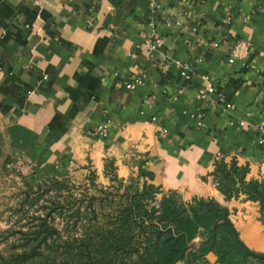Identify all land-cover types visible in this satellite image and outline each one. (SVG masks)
<instances>
[{"label": "crops", "instance_id": "crops-1", "mask_svg": "<svg viewBox=\"0 0 264 264\" xmlns=\"http://www.w3.org/2000/svg\"><path fill=\"white\" fill-rule=\"evenodd\" d=\"M150 22L160 48L132 56ZM184 65L193 66L188 77ZM133 73L144 81L128 89ZM203 73L216 90L200 98ZM263 106L264 0H0V119L13 154L43 173L90 167L103 183L108 158L126 178L142 167L162 191L216 200L259 253L261 203L241 190L226 195L217 163L246 181L264 179L256 143ZM105 116L112 126L98 137ZM174 264L224 263L210 250Z\"/></svg>", "mask_w": 264, "mask_h": 264}, {"label": "trees", "instance_id": "trees-1", "mask_svg": "<svg viewBox=\"0 0 264 264\" xmlns=\"http://www.w3.org/2000/svg\"><path fill=\"white\" fill-rule=\"evenodd\" d=\"M217 167L223 175L220 188L226 195L241 190L261 200L264 179L246 181L233 167L229 169L231 175L226 173L223 162ZM140 175L146 176L144 182L131 176L116 213L106 214V224L93 229L94 225L84 223L82 235L68 241V264H174L180 259L201 261L210 250L224 264H264V255H258L233 234L224 220L230 222L227 210L216 200L193 197L185 201L175 191H162L149 181L151 171L141 167ZM99 217L90 220L98 223ZM261 218L264 222V207ZM56 232L53 227L50 234ZM197 235L201 236L197 247L186 248ZM39 254L35 248L8 256L0 253V264H22Z\"/></svg>", "mask_w": 264, "mask_h": 264}, {"label": "rangeland", "instance_id": "rangeland-1", "mask_svg": "<svg viewBox=\"0 0 264 264\" xmlns=\"http://www.w3.org/2000/svg\"><path fill=\"white\" fill-rule=\"evenodd\" d=\"M0 132V253L41 252L22 264H68V241L82 235L84 223L93 229L106 224V214L116 213L131 176L141 183L146 179L139 172L119 176L110 158V183L94 181L97 174L90 167L81 173H43L29 157L13 154L2 119ZM95 215L98 223L90 220ZM53 227L57 232L51 235Z\"/></svg>", "mask_w": 264, "mask_h": 264}, {"label": "built area", "instance_id": "built-area-1", "mask_svg": "<svg viewBox=\"0 0 264 264\" xmlns=\"http://www.w3.org/2000/svg\"><path fill=\"white\" fill-rule=\"evenodd\" d=\"M141 34H142L143 40L137 44V49L135 51H132L131 55L137 56L139 52L144 51L148 53L151 57L152 56L155 57L156 51L157 49L160 48V45H161V37L160 35L157 34V31L154 27L153 22H150L149 27L145 29L144 31H142ZM198 60L199 59H194V62H198ZM154 63L158 65L156 60H154ZM165 66H166L165 63L160 65L163 71L165 70L164 69ZM189 67L193 68L192 65H184V67L181 70L182 74H184L185 77L189 76V73L187 70ZM201 76L207 81V83L204 87H201L197 90V97L205 98L209 92L216 90V86H215L214 81H212V79L208 75L203 73ZM143 81L144 79H143L142 74L133 73L127 79L126 87L128 89H135L137 88L138 85L143 83ZM177 91L182 92V89H179ZM219 99L226 108L233 109L235 107V103L231 101L230 102L227 101L223 95H219ZM150 100H152V98L147 99V101H150ZM196 116L198 117L197 123L200 125L202 113L198 112ZM111 126H112V119L109 116H105V118L95 127L93 134L98 137H106L110 132ZM164 130L166 131L165 128ZM256 143L261 148L262 152L264 153V106L261 110L259 119L256 123ZM29 161L33 162L31 158Z\"/></svg>", "mask_w": 264, "mask_h": 264}, {"label": "water", "instance_id": "water-1", "mask_svg": "<svg viewBox=\"0 0 264 264\" xmlns=\"http://www.w3.org/2000/svg\"><path fill=\"white\" fill-rule=\"evenodd\" d=\"M260 203H261V207L263 208L264 207V190H263V192H262V197H261V200H260ZM228 224H229V226L232 228V230H233V234L235 235V236H238V234H237V232H236V230H235V228L230 224V222L227 220V219H224ZM189 247H194L195 248V245H194V243H190V244H188L187 245V247L186 248H189ZM256 252V251H255ZM258 255H264V253H259V252H256Z\"/></svg>", "mask_w": 264, "mask_h": 264}]
</instances>
